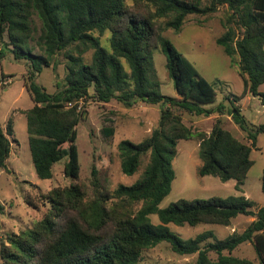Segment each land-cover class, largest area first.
<instances>
[{
	"label": "trees",
	"instance_id": "1",
	"mask_svg": "<svg viewBox=\"0 0 264 264\" xmlns=\"http://www.w3.org/2000/svg\"><path fill=\"white\" fill-rule=\"evenodd\" d=\"M132 1L146 6L148 14H130L125 0H0V57L8 52L27 67L24 88L33 106L24 115L35 174L40 180L51 179L54 164L67 156L63 175L75 182L43 197L49 211L34 228L7 237V243L0 247V264H137L143 251L161 242L180 256L196 255L194 264H264V206L253 211V203L240 195L180 199L159 208L175 178L172 161L179 141L198 138L199 176L234 180L235 190L243 193L253 165L252 148L257 134L264 133V124L253 132L247 129L240 108L232 103L229 115L246 133L249 145L235 138L220 121L208 134L194 133L187 127L181 112L209 117L222 114L224 105L213 107L217 97L213 85L161 32H179L188 16H206L225 6V32L216 44L228 57H238L243 95L251 94L264 106V94L259 91L264 84V0ZM33 16L41 22L38 55L31 48ZM161 19L168 21L160 26ZM107 30L111 32L109 50L102 48L99 39ZM154 44L166 58L167 75L177 98L160 93ZM89 50L93 53L87 64L84 55ZM59 53L64 56L65 76L50 94L36 77L44 68L56 67ZM90 100L103 104L116 100L126 108L143 102L159 106L160 112L149 137L139 143L122 140L117 144L120 169L126 176L134 175L148 156L141 176L131 185H119L109 192L102 187L100 171L92 165V195L88 197L78 182L75 140L77 126L86 115L79 103ZM104 132L107 136L113 133L111 129ZM12 140L13 122L9 120L5 129L0 124V170L6 169ZM261 192L264 196V170ZM153 214L158 217L157 225L150 221ZM237 216L253 220L242 232L234 231L215 242H207L214 238L210 231L184 240L168 227H228ZM244 243L252 244L257 263L232 255Z\"/></svg>",
	"mask_w": 264,
	"mask_h": 264
},
{
	"label": "rangeland",
	"instance_id": "2",
	"mask_svg": "<svg viewBox=\"0 0 264 264\" xmlns=\"http://www.w3.org/2000/svg\"><path fill=\"white\" fill-rule=\"evenodd\" d=\"M125 4L132 15L145 16L149 12L146 6L132 0H125ZM225 12V6H220L213 14L190 15L179 32L163 29L161 35L168 39L176 50L194 65L198 73L213 85L217 94L215 104L224 105L222 114H213L210 118L181 112L182 122L194 133L208 134L213 125L220 121L222 127L248 145L250 141L246 133L233 123L229 115L231 107L223 96L227 95L241 100L244 106L241 113L245 118L247 129L252 132L258 125L264 124V106L258 98L251 94L247 96V99L243 98L244 83L238 72V57L236 55L228 57L216 44V39L225 32ZM32 19L34 32L31 48L33 53L38 55L40 51L36 46V40L40 35L41 22L37 16H33ZM167 21L168 19H161L158 24L163 26ZM237 33L240 31L237 30ZM95 35L99 36L97 33ZM110 36L109 30L99 36L100 44L106 50H109ZM154 46L153 61L160 93L176 98L173 82L167 75L166 58L160 48L156 44ZM92 53L93 51L89 50L84 55L85 63L91 62ZM55 63L54 69L44 68L36 77V82L50 94L61 86L65 76L63 53L57 55ZM26 78L27 67L24 61L14 60L8 52L0 57V124L5 129L7 122L11 120L14 137L6 169L0 170V247L2 243H7L8 236L34 228L50 209L43 197L51 190L68 187L75 183L63 175V166L67 161V156L54 164L51 179L40 180L35 174L24 115V112L33 106V101L24 88ZM259 91L264 94V84L259 87ZM79 106L85 108L86 115L77 126L75 140L80 166L78 182L86 189L88 197L92 195L90 184L92 165L100 171L102 187L109 192L114 191L119 185L128 186L134 183L141 176L148 162V156L143 158L134 175L126 176L120 169L117 144L122 140L139 143L149 137L151 131L158 125L160 107L137 102L132 107L126 108L116 100H111L107 104L90 100L86 104L79 103ZM107 129L113 131L110 136L105 135L104 131ZM198 146L197 137L178 142L177 154L172 161L175 178L169 194L159 204L160 209L180 199L225 198L240 195L246 196L253 203L252 210L254 211L264 206V196L261 192V176L264 170V133L257 134L256 144L252 148L250 158L253 165L242 186L243 193L235 190L234 180L222 182L214 176L201 177L198 175V168L201 164ZM242 217H237L239 219L234 222L233 227L232 225L224 227L211 224H199L194 227L186 224L183 226L169 224L168 227L184 240L210 231L214 238L207 242H215V240L228 237L231 234V228L235 232H242L244 230L242 222L248 219V217ZM149 218L152 224H159L156 215H150ZM232 255L257 263L251 243L238 246ZM195 260L196 255L180 256L171 251L168 243L161 242L156 247L143 251L137 264H194Z\"/></svg>",
	"mask_w": 264,
	"mask_h": 264
},
{
	"label": "crops",
	"instance_id": "3",
	"mask_svg": "<svg viewBox=\"0 0 264 264\" xmlns=\"http://www.w3.org/2000/svg\"><path fill=\"white\" fill-rule=\"evenodd\" d=\"M243 95V94H242ZM248 95H250L249 93H246V94H244L243 95V98L244 99H247L248 97ZM224 98H225V100L228 102V105H230L231 103L233 104V105H235V106H238L239 108H240V111L242 112V110L244 109V106H242V104H241V100L240 99H237V101H235V100H233L234 98L233 97H230V96H227V95H225V96H223ZM222 97V98H223ZM177 98V97H176ZM216 100H217V97H216ZM216 106V104H214L213 105V107H215ZM209 118H210V116H209ZM235 128V127H234ZM237 130V129H236ZM249 145V144H248ZM245 198H246V196H244ZM254 211V210H253ZM238 217V216H237ZM235 218V219H233L232 221H231V225H232V227L234 226V222L236 221V220H238L239 218ZM242 218H246V216H243ZM252 220H253V218H250V217H248V219H245L243 222H242V224L244 225L243 227H244V229H245V227L246 226H248L251 222H252ZM235 230L234 229H232L231 228V234L234 232ZM230 234V235H231ZM213 254H210V258H213Z\"/></svg>",
	"mask_w": 264,
	"mask_h": 264
},
{
	"label": "built area",
	"instance_id": "4",
	"mask_svg": "<svg viewBox=\"0 0 264 264\" xmlns=\"http://www.w3.org/2000/svg\"><path fill=\"white\" fill-rule=\"evenodd\" d=\"M10 82V81H9ZM81 103V102H80Z\"/></svg>",
	"mask_w": 264,
	"mask_h": 264
}]
</instances>
